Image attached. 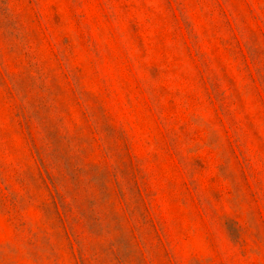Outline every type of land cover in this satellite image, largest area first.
<instances>
[{
  "label": "rangeland",
  "instance_id": "1",
  "mask_svg": "<svg viewBox=\"0 0 264 264\" xmlns=\"http://www.w3.org/2000/svg\"><path fill=\"white\" fill-rule=\"evenodd\" d=\"M0 264H264V0H0Z\"/></svg>",
  "mask_w": 264,
  "mask_h": 264
}]
</instances>
